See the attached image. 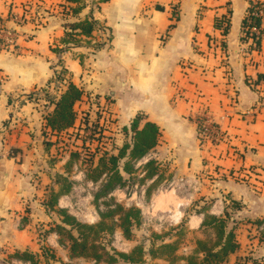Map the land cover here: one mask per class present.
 Listing matches in <instances>:
<instances>
[{"label":"crops","instance_id":"obj_1","mask_svg":"<svg viewBox=\"0 0 264 264\" xmlns=\"http://www.w3.org/2000/svg\"><path fill=\"white\" fill-rule=\"evenodd\" d=\"M175 2L109 0L95 9L86 6L72 21L92 14L110 35L86 66L67 55L66 77L84 91L76 111L94 101L106 108L108 101L119 127L143 113L160 127L156 149L172 159L180 177L204 183L205 174H213L212 206L193 212L189 229L199 230L206 213L224 215L230 199L240 202L233 217L242 221L235 230L240 247L225 263L235 264L241 253H264L258 239L264 230L255 223L264 219V78L259 80L264 34L259 49L243 40L249 0H180L176 19L169 8ZM61 8L68 9L65 0H0V19L19 33L16 47L0 51V264H12L9 256L19 251L40 254L36 224L46 218L42 225L48 230L58 219L44 202L58 189L55 174H67L69 155L63 168L55 169L52 148L62 136L45 127V115L65 86L57 82L59 56L52 50L64 35ZM229 11L230 28L223 35L214 22ZM93 35L101 40L99 30ZM198 94L225 135L216 146L200 144L194 121ZM63 196L56 207L62 208ZM49 236L50 247L67 256L56 233L47 241Z\"/></svg>","mask_w":264,"mask_h":264},{"label":"trees","instance_id":"obj_2","mask_svg":"<svg viewBox=\"0 0 264 264\" xmlns=\"http://www.w3.org/2000/svg\"><path fill=\"white\" fill-rule=\"evenodd\" d=\"M65 1L68 3V9L65 12L63 11L65 16L77 17L88 6L86 0ZM106 1L109 0H92L94 4H97V8ZM253 9L254 5L249 0L247 12L242 21L243 40L251 41L253 48L259 49L264 30H260L258 34L252 30V28H259L261 24L260 18L253 16ZM97 25L98 20L92 14L75 21L65 19L64 35L59 43L52 47V50L59 53L63 48L71 49L81 42L82 38L88 40L86 43L89 44V40L94 37L93 32ZM172 26L170 25L169 28ZM214 26L223 35H226L230 28V11L225 15L216 17ZM103 44L100 42L93 46L100 49ZM56 76L58 78L59 74ZM263 78V75L259 76V80ZM83 93V89L71 81H68L64 88H60L57 99L53 101L54 108L45 115V127L52 134L61 136V133L67 134L68 130L76 128L78 114L75 110V103L81 99ZM82 124L78 127L79 130L85 131L90 128L87 127L89 125L82 127ZM122 132L124 135L122 145H114L111 150L104 149L102 152L97 149L99 153L89 151V160L81 161L80 152H70L69 160L66 163L67 174H55L54 181L58 189L52 188L48 199L44 202L47 211L50 213L55 212L58 219L53 220V225L41 234L43 242L41 253L35 254L28 250L19 251L10 255V259L30 264L63 262L57 256L55 250L45 242L50 232L56 233L57 241L59 245L67 250V258L70 261L83 259L94 264H100L103 261L106 264H144L147 255L151 260L162 259L166 264H225L229 255L239 249L240 244L235 233L237 224L233 215L228 211L229 206H227V210L222 216L205 214L200 230L209 239H196L195 246L188 254H177L180 245L178 239L171 242H161L156 247H154V243H151L148 249L142 245H137L128 253L108 248L107 244L102 242L101 239L113 235L117 230L121 232L125 239L132 240L133 229L141 222V213L134 206L125 207L116 202H110V204L105 202L106 208L102 210L100 209V200L119 188L146 184L148 180L154 183L159 181L160 178L158 165L152 158L141 166L140 171L142 170L144 175L136 177L139 169V167H136L137 163L145 159L160 144V127L152 121L145 120L143 113H138L131 119L128 126L122 127ZM76 136L78 135L76 134ZM52 144L53 142H49L48 146ZM79 161L81 163L85 162V179L93 184L101 183V188L93 194V202L98 216L97 221L93 224L83 223L67 209L56 207L60 196L71 193L74 183L70 178V170ZM150 189L151 185H148L145 192L148 193ZM239 206L238 201H231L230 208L237 209ZM255 223L258 225L264 224V219L257 220Z\"/></svg>","mask_w":264,"mask_h":264},{"label":"rangeland","instance_id":"obj_3","mask_svg":"<svg viewBox=\"0 0 264 264\" xmlns=\"http://www.w3.org/2000/svg\"><path fill=\"white\" fill-rule=\"evenodd\" d=\"M87 5L92 9L97 8V4H94L92 0H86ZM94 1V0H93ZM96 1V0H95ZM180 0H176L175 4H172L169 8L173 11L172 17L178 18L177 14V3ZM62 9L58 12L61 13L62 19H67L72 21L75 17L65 16ZM88 16V15H87ZM64 19V20H65ZM101 27V28H100ZM100 28V29H99ZM95 31H100L101 40H97V36L94 35L93 39L89 40V44L82 38V41L77 43L76 46L71 49L63 48L60 52H63V60L59 66V77L64 78L65 82L62 83L66 85L69 81L66 77L68 75L65 70V59L67 55L73 56L81 62L82 65L86 66L87 59L90 55L95 53L99 48H96L98 43H104L109 37L110 33L108 29L103 25V23L98 20V25ZM59 52V53H60ZM69 52V54H68ZM81 56V58H80ZM204 101V100H203ZM195 102V100H194ZM193 102V103H194ZM105 105L108 107L100 105L98 101H94L88 108H81L79 105L77 109L78 118L77 125L74 130H71V134L61 135L62 137L56 140L53 150V158L51 159L52 164L54 163L55 169H62L68 155L71 151L80 152V160H89L91 151L93 153L100 149L101 152L104 149L111 150L112 146H120L123 143L124 135L122 132V127L115 124V120L112 117V113L108 110L110 103L107 101ZM83 123V124H82ZM82 124V127H90L88 130H79L78 127ZM77 129V130H76ZM76 134L78 136H76ZM83 145V146H82ZM154 153H157L155 155ZM152 158L158 165V172L160 173L159 181L152 183L151 180L145 184H136L134 186H125V188H119L108 195L106 198L100 200V209L104 210L106 208L105 202L110 204V202L121 204L125 207L134 206L140 210L141 222L138 226L133 229L132 240L125 239L121 232L117 230L113 235L109 237L102 238L101 241L107 244L108 248H113L118 252L128 253L130 250L137 245H142L148 249L151 243H154V247L161 244V242H171L177 240L180 242L178 255L188 254L195 246V240L198 238L209 239L202 230H191L187 224L189 216L195 211L208 210L212 206L214 201L209 193V184H213L211 176L213 174L206 173L205 179L207 182L198 183V178L191 177L186 179L172 168L170 163H173L172 159L169 161L165 158V153L159 150L152 151L145 159L137 163L136 167L138 169L136 177H142L143 171L141 166L148 160ZM76 162L74 168L70 175L72 176L73 189L70 194L63 196L59 205L62 208L67 209L73 216L78 220L86 224H93L97 221L96 208L93 202V194L96 193L101 188V183L93 184L85 179L84 168L85 162ZM94 161H96L94 159ZM50 162V161H49ZM139 179V178H137ZM141 179V178H140ZM148 185H151V189L148 193L145 192ZM225 196V195H224ZM230 199V197H229ZM231 201L228 202L229 212L234 217V212L241 210V204L239 208L232 209ZM236 201V200H234ZM46 218L35 226V230L38 234L48 227L46 225ZM237 227L241 224V220H235ZM264 230V228H263ZM157 236H160L159 238ZM258 236L259 242H264V235ZM42 238L40 237V240ZM105 240V241H104ZM47 245L54 244L51 236L46 239ZM42 243V242H40ZM56 254L63 262H56L55 264H94L91 261L83 259H74L70 261L67 259L66 252L62 248H56ZM241 253L235 258V264H264V253ZM247 253V254H246ZM147 260L144 264H166L162 259L151 260L147 255ZM7 259V255L5 257ZM10 260V259H9ZM229 260V257L228 259ZM0 261H2L0 259ZM100 264H106L104 261Z\"/></svg>","mask_w":264,"mask_h":264},{"label":"built area","instance_id":"obj_4","mask_svg":"<svg viewBox=\"0 0 264 264\" xmlns=\"http://www.w3.org/2000/svg\"><path fill=\"white\" fill-rule=\"evenodd\" d=\"M254 5L253 16L260 18V27L252 28L258 34L260 30H264V0H251ZM17 21V20H16ZM19 33L16 29L6 27L2 20L0 19V51L8 50L10 48L16 47L17 39ZM59 60H63V52L58 53ZM62 62H60L61 64ZM60 64H58L60 66ZM59 66L57 72L59 73ZM57 82L64 83V78H57ZM182 92H177V96H181ZM204 100V101H203ZM197 112L194 115V121L198 129L199 141L202 146L210 144L211 146H216L225 139L223 131L220 129L218 124L213 120L208 112V105L206 99L203 95L198 94L196 96ZM1 158V153H0ZM264 224L260 226L263 230ZM12 264H30L28 262H22L16 259H12Z\"/></svg>","mask_w":264,"mask_h":264}]
</instances>
